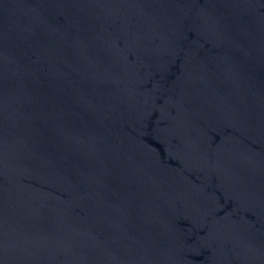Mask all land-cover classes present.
I'll use <instances>...</instances> for the list:
<instances>
[{"label": "water", "instance_id": "1", "mask_svg": "<svg viewBox=\"0 0 264 264\" xmlns=\"http://www.w3.org/2000/svg\"><path fill=\"white\" fill-rule=\"evenodd\" d=\"M0 264H264V0H0Z\"/></svg>", "mask_w": 264, "mask_h": 264}]
</instances>
